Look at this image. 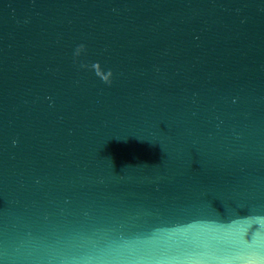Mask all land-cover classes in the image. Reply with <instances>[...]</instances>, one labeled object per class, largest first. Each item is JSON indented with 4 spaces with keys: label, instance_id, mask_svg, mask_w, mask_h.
<instances>
[{
    "label": "water",
    "instance_id": "obj_1",
    "mask_svg": "<svg viewBox=\"0 0 264 264\" xmlns=\"http://www.w3.org/2000/svg\"><path fill=\"white\" fill-rule=\"evenodd\" d=\"M0 264H264V0H0Z\"/></svg>",
    "mask_w": 264,
    "mask_h": 264
},
{
    "label": "clouds",
    "instance_id": "obj_2",
    "mask_svg": "<svg viewBox=\"0 0 264 264\" xmlns=\"http://www.w3.org/2000/svg\"><path fill=\"white\" fill-rule=\"evenodd\" d=\"M84 49V45H79L76 49V55L78 56L80 53V50ZM86 66V65H85ZM111 76H112V72L111 70H108V76L104 77L102 80L106 83H111Z\"/></svg>",
    "mask_w": 264,
    "mask_h": 264
}]
</instances>
